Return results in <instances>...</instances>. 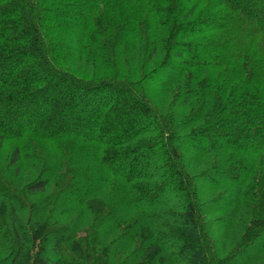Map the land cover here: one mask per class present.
Wrapping results in <instances>:
<instances>
[{
    "label": "trees",
    "instance_id": "1",
    "mask_svg": "<svg viewBox=\"0 0 264 264\" xmlns=\"http://www.w3.org/2000/svg\"><path fill=\"white\" fill-rule=\"evenodd\" d=\"M9 142L38 199L20 196L22 225L0 197V264H64L82 214L130 212L142 223L110 243L113 264H264V0H0ZM220 212L242 232L224 258L203 220Z\"/></svg>",
    "mask_w": 264,
    "mask_h": 264
},
{
    "label": "rangeland",
    "instance_id": "2",
    "mask_svg": "<svg viewBox=\"0 0 264 264\" xmlns=\"http://www.w3.org/2000/svg\"><path fill=\"white\" fill-rule=\"evenodd\" d=\"M9 142L6 144L4 149L0 152V197H9L11 202L13 201V206L20 210L17 215L20 224L24 225L25 221L28 219V215L25 210H21L20 196L23 194L22 191L26 184L35 178V173L28 171L26 165L18 168H6L7 160L10 155L11 144ZM29 157V156H28ZM45 157H50L49 152H45ZM30 159V157H29ZM1 184L7 188L1 189ZM118 185H107L101 193L97 196L105 199L109 208L116 207L120 199ZM167 200L174 201V199L166 196ZM22 201L30 203L36 201L38 198L35 197H21ZM27 203V204H28ZM23 206V205H22ZM7 203L0 199V258L7 255V251H3L1 247L4 244H10L7 232V225L10 222L8 215L6 214ZM108 210V209H107ZM133 212L127 215H101V216H88L87 214H82L84 224L80 226V230L70 237L71 244L66 249V255L64 256V264H113V260L110 257V249L112 245L110 244L114 239L121 240L119 237L120 231L123 234H129L134 228V226L142 223V215H132ZM74 215H69L64 219L63 223L71 222ZM118 231L108 235L112 229V224L115 220L118 221ZM251 217V215H250ZM230 218V215H224V212L206 215L204 217L205 226L207 233L209 235V240L211 244L218 251V255L224 258L227 253H229L235 246H237V241H239L240 235L242 234L240 229H234V227H229L226 229L220 228L223 224L222 222ZM18 221V220H17ZM129 221L131 226H121L125 225V222ZM138 227V226H137ZM24 231V230H23ZM227 233V235L225 234ZM10 236V235H9ZM225 236V237H224ZM109 237V241L104 244V240ZM228 238V239H227ZM80 249V250H79ZM135 259H128L123 264H130L134 262Z\"/></svg>",
    "mask_w": 264,
    "mask_h": 264
}]
</instances>
